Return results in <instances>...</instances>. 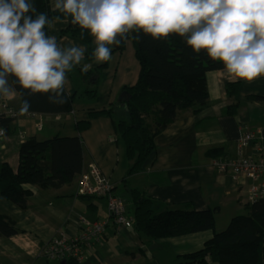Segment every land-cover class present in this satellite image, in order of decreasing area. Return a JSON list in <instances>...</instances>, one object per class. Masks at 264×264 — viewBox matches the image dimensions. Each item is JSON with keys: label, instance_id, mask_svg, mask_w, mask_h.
I'll use <instances>...</instances> for the list:
<instances>
[{"label": "crops", "instance_id": "crops-1", "mask_svg": "<svg viewBox=\"0 0 264 264\" xmlns=\"http://www.w3.org/2000/svg\"><path fill=\"white\" fill-rule=\"evenodd\" d=\"M50 5L52 7L53 0H50ZM67 27V21L54 22L50 35L56 37ZM57 43L61 47L79 45L86 49L80 62L81 70L84 65H91L87 70L91 71L105 62L87 61L88 48L77 39L66 36ZM93 46L95 49V42ZM108 47L113 51V45ZM139 71L132 45L128 44L124 52L112 53L98 101L74 104L71 133L67 131L68 125L57 122L51 115H40L35 120L23 116L9 121V132L0 137V163H8L17 171L23 144L33 137L47 139L43 133L52 120L51 132L54 135L75 136V123L87 120L91 109L100 111L117 103L124 88L136 84ZM70 76L67 70L64 87L69 95H74L78 90ZM235 82L241 83L239 92L230 96L226 85ZM207 85L209 107L197 114L186 113L161 133L155 139L156 152L142 172L128 176L125 147L116 141L114 124L109 117L92 120L91 128L81 135L87 150V165H99L103 174L111 179L116 195L120 196L118 187L123 188L129 195L126 203L132 204L129 189H136L147 193L155 201L158 212L188 203H192L198 211L218 208L217 224L225 216V225L228 226L233 217L246 210L250 189L258 181L235 177L231 169H218L214 166L217 158L210 157L208 153L218 152L219 159L231 161L254 156L258 146L264 147V101L247 100L250 96L264 98V76L251 81L240 80L229 76L224 69L209 72ZM0 102L20 110V96L13 86L8 94H0ZM236 104L239 106L238 116H229L230 106ZM38 122L44 124L42 131H38ZM249 133L254 134V139L242 146ZM125 179L127 182L123 183ZM80 180L81 175L71 185L59 190L36 188L25 211L0 196V214L14 218L20 230L17 235L0 239V264H62L63 261L49 263L42 259L39 256L41 246L60 233L78 238L82 233L81 217L91 221H109V225L100 241L82 247L80 264H175L180 256L201 250L213 237L214 232L208 231L147 240L135 227H117L111 221L106 200L80 197ZM216 231L220 232L217 225Z\"/></svg>", "mask_w": 264, "mask_h": 264}, {"label": "trees", "instance_id": "trees-1", "mask_svg": "<svg viewBox=\"0 0 264 264\" xmlns=\"http://www.w3.org/2000/svg\"><path fill=\"white\" fill-rule=\"evenodd\" d=\"M31 2L39 12L46 13L50 18L60 15L61 20L68 22V27L57 33V41L66 36L79 40L88 48L85 59L95 61L92 55L95 38L88 30L73 24L70 14L64 19L65 14L56 12L51 7L50 0ZM45 31L50 35L47 25ZM125 36L127 39L122 40L119 46L113 45L111 54L124 52L128 44H132L140 66L136 84L123 90L130 93L131 100L126 104L119 101L126 108L128 120L116 119L114 108L117 105L100 111L91 109L87 120L75 123V136L56 135L43 140L33 137L20 149L17 171L8 163H0V196L3 199L25 211L36 188L59 190L71 185L88 166L87 150L81 135L91 128L94 119H112L116 141L125 145L129 162L128 176H131L144 170L146 163L156 152L155 139L161 133L186 113L197 114L209 107L207 74L224 70L222 62L210 59L203 51L194 53L184 38L175 34L169 38L154 39L139 29H133ZM75 67L83 79L89 80L80 98L90 102L97 101L108 61L87 72L82 71L78 65ZM12 86L20 96V105L23 99H27L31 103V110L21 115L20 111L11 106L20 115L3 120L6 135L9 132V121L21 116L31 119L28 115L38 117L73 113L79 96V91L69 95L64 88L66 102L55 96L49 102L48 94L30 96L28 90L21 89L18 84ZM240 86V82L228 83L226 90L230 96H236ZM247 100L264 101V98L250 96ZM238 110V104L232 105L227 114L237 117ZM208 154L219 159L218 152ZM125 182L126 179L123 183ZM129 193L134 208V227L147 240L214 232L201 250L180 256L175 264H264V199L249 202L245 206L248 211L246 214L233 217L227 228L218 232V208L198 211L192 203H188L158 212L155 201L147 193L136 189H129ZM18 233L20 230L17 221L9 215L0 214V239L10 238ZM66 264L80 262L69 259Z\"/></svg>", "mask_w": 264, "mask_h": 264}, {"label": "clouds", "instance_id": "clouds-1", "mask_svg": "<svg viewBox=\"0 0 264 264\" xmlns=\"http://www.w3.org/2000/svg\"><path fill=\"white\" fill-rule=\"evenodd\" d=\"M52 7L95 38L97 62L109 61L108 46H119L126 33L139 29L154 39L184 38L194 53L222 62L231 77L264 76V0H53ZM60 21V15L39 12L31 0H0V94L18 84L30 96L66 102V71L80 64L86 49L61 47L47 34L46 25ZM30 110L23 99L20 114Z\"/></svg>", "mask_w": 264, "mask_h": 264}, {"label": "built area", "instance_id": "built-area-1", "mask_svg": "<svg viewBox=\"0 0 264 264\" xmlns=\"http://www.w3.org/2000/svg\"><path fill=\"white\" fill-rule=\"evenodd\" d=\"M20 114L7 103H0V137L6 135V128L3 120H10ZM62 115L56 116V121L62 123ZM31 119H36L35 115H28ZM70 120V117H65ZM38 131L43 130V125H37ZM254 139V134L249 133L243 139L241 145H247ZM25 142V136L22 134ZM254 156H245L236 160L228 161L217 159L214 166L222 171L231 169L235 177H243L248 180L258 181L250 189L249 200L255 202L264 199V147L258 146ZM114 185L109 177L105 176L97 163H91L81 174L79 194L81 197H97L107 201L111 221L119 228L134 227V220L128 214L127 205L124 200L115 197L113 194ZM82 226L81 235L74 239L61 233L54 237L49 243L43 245L42 257L47 261L60 263L64 260H82V247L92 246L95 241H100L108 228L109 221H91L85 217L80 218Z\"/></svg>", "mask_w": 264, "mask_h": 264}, {"label": "rangeland", "instance_id": "rangeland-1", "mask_svg": "<svg viewBox=\"0 0 264 264\" xmlns=\"http://www.w3.org/2000/svg\"><path fill=\"white\" fill-rule=\"evenodd\" d=\"M130 45H132V44H130ZM78 67L79 68H82V65L81 64H79L78 65ZM70 73H71V76L69 77L75 84H76V89L79 91V96H78V100L76 101V103H79V102H90V101H87V100H85V99H81L80 98V95L84 92V87H87L88 86V82H89V80L88 79H83L82 78V76L80 75V73H79V71L76 69V67L74 66V67H72L70 70ZM77 84H78V86H77ZM65 88V87H64ZM66 90V89H65ZM86 90V89H85ZM75 94V93H74ZM99 97H100V93H99ZM99 99V98H98ZM98 101V100H97ZM97 101H95V102H97ZM120 101V100H119ZM117 102V103H115V104H113V105H110V107L111 106H115V105H117L114 109H115V111H114V114H115V117H116V119L117 120H119V119H123V120H128V113L126 112V108L123 106V105H121V104H119L120 102ZM1 103V102H0ZM10 103H12V102H10ZM75 103V104H76ZM91 103H94V102H91ZM12 104H14V103H12ZM59 115H62L61 117H62V120L61 121H63L66 125H68L69 127H68V129H67V131H69L70 133H71V125H73V119H74V112L73 113H67V114H59ZM67 116H69L70 117V120H66V118L65 117H67ZM21 117H23V116H21ZM37 118V117H36ZM55 119H56V116H55ZM35 120V119H34ZM58 122V121H57ZM38 124H42L43 125V129H44V124L41 122H38L37 123V125ZM64 124V125H65ZM54 125V123H53V120H52V122L48 125V127H47V129L45 130V133H43V135L44 136H46L47 137V139H49V138H52V137H54V136H56V135H54V133H52L51 132V129H53V127H51V126H53ZM75 132V131H74ZM69 133V134H70ZM124 147H125V145L123 144V143H121ZM122 145H121V147H122ZM227 160V159H226ZM236 160V159H235ZM229 161V160H228ZM232 161V160H231ZM111 180V179H110ZM119 189H118V192H119V195L120 196H122V197H120V196H118V195H116L115 194V188H113L112 190V192H114V196L115 197H118V198H120V199H122V200H128V198H129V195H127L126 194V192L124 191V189L123 188H121V187H118ZM78 195L80 196V194H79V191H78ZM81 197V196H80ZM82 198H84V197H82ZM86 198H97V197H86ZM126 201H125V203H126ZM126 205H127V208H128V214L130 215V216H133V211H134V209H133V206H132V204H130L129 202L128 203H126ZM248 211H246V210H243L242 211V213H239L238 215H240V214H242V215H244V214H246ZM132 214V215H131ZM237 215V216H238ZM226 222H227V220H226V218H225V216H224V218L222 217L220 220H219V222H218V224H217V228L219 229V231L221 232V231H224L226 228H227V226L225 225L226 224ZM226 226V227H225ZM61 234V233H60ZM59 235V234H58ZM52 240V239H51ZM50 240V241H51ZM49 241V242H50ZM49 242H47V243H49ZM46 243V244H47ZM45 245V244H44ZM44 250V247H43V245L41 246V249H40V253H39V256L42 258V259H44L43 257H42V251ZM44 260H46V259H44ZM47 262H49V263H54V262H50V261H47ZM63 262H66L67 263V260H64ZM61 263V262H60Z\"/></svg>", "mask_w": 264, "mask_h": 264}, {"label": "water", "instance_id": "water-1", "mask_svg": "<svg viewBox=\"0 0 264 264\" xmlns=\"http://www.w3.org/2000/svg\"><path fill=\"white\" fill-rule=\"evenodd\" d=\"M131 100V95L128 91H123L122 94L120 95V101L123 103H128ZM62 264H66V262H63Z\"/></svg>", "mask_w": 264, "mask_h": 264}]
</instances>
